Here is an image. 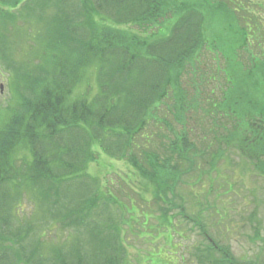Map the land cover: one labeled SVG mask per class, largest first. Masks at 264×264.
Wrapping results in <instances>:
<instances>
[{"label": "trees", "instance_id": "1", "mask_svg": "<svg viewBox=\"0 0 264 264\" xmlns=\"http://www.w3.org/2000/svg\"><path fill=\"white\" fill-rule=\"evenodd\" d=\"M2 3L8 7L0 4L2 26H12L19 17L30 21L31 12L46 17L51 52L44 51L46 46L39 63L21 64L11 72L13 92L7 96V109H0V264H124V229L114 220H100L97 211L102 205L124 207L105 194L97 179H88L85 168L94 158L92 143L141 166L140 172L157 184L161 215L171 221L169 216L180 206L176 198L184 200L180 186L200 182L204 166L213 167L221 159L220 148L207 137H193L189 114L201 96L189 97L183 85L187 68L198 78L203 60L220 65L215 72L225 80L222 99L205 111L217 126V139L225 137L219 135L221 118L241 116L238 94L241 88L246 92V86L254 88V71L264 66V57L250 61L243 56L253 44L248 37L251 25L241 20L232 0ZM18 9L20 14L14 12ZM7 42L10 46L9 38L0 36V52H7ZM70 53L77 55L75 61ZM90 65L97 71L96 88L88 84L78 93ZM171 116L181 127L174 129L173 137L146 134L154 123L174 128ZM227 130L238 134V128ZM152 136L155 148L144 143L141 147L139 139L150 144ZM263 138L255 140L261 149ZM243 144L252 145L247 140ZM15 149L20 154H14ZM24 187L35 210L22 225L15 202ZM40 220L62 228L87 224L78 231L80 239L70 235L74 242L69 245L42 244L37 237L48 231L36 235Z\"/></svg>", "mask_w": 264, "mask_h": 264}, {"label": "rangeland", "instance_id": "2", "mask_svg": "<svg viewBox=\"0 0 264 264\" xmlns=\"http://www.w3.org/2000/svg\"><path fill=\"white\" fill-rule=\"evenodd\" d=\"M4 1L0 0V2ZM239 4L242 7L241 9L248 7L243 0ZM14 12L20 14V9ZM31 13L32 15L30 14V16L32 17H30V21L19 17L18 21L12 26H2L0 23V36L8 38L11 33L15 38L16 42H11L17 45L16 51H11L7 42V55L10 56L11 60L20 63L23 61V64L28 61L29 64L36 65L42 58L44 45H48L50 42V37H48L49 23L43 24L46 21V17H39V13ZM25 14L28 13L25 12ZM215 21L211 20L210 24ZM9 26L11 27L9 28ZM263 26L264 20L262 19L256 23L257 30L253 34V37H255L258 44L261 38L260 30ZM23 29H26L25 33ZM18 32L20 35H23V40L17 42ZM235 36L236 32L234 30V40ZM19 44L24 48L21 49ZM72 45L74 44L72 43ZM70 50L75 52L72 49ZM46 52L50 53L51 49L49 48ZM68 56L75 61L77 55L70 53ZM208 63L209 61L206 60V64ZM94 69L92 65L90 67V74L89 72L84 74L78 93L84 91L88 87V84L95 90ZM187 69L183 85L187 89L189 97L195 100L198 95L201 96L199 99L200 103H194L191 109L189 125L194 127L193 132L196 135L208 134L210 137L212 136L213 140L215 137L217 138L214 135L217 128L212 125L213 123L207 122L211 118L206 114V111L210 110L207 106L211 107L213 102H218L221 99L224 84L217 82L220 76L211 69V66L203 68L204 72L198 78L197 75L191 72L190 68ZM2 72L3 69L0 71V85L3 84V92L0 93V109H7V96L9 90H12L14 83L7 80L8 75L5 72L3 73L6 78L3 77ZM263 76L264 73L259 74V77ZM242 90L243 88H241L238 94L240 97L238 109L243 118L247 106L252 102H256L259 94L256 88L253 87H244L246 92ZM189 104L191 105V103ZM0 115H3L1 110ZM170 120L173 122L174 128H169L162 122L158 124L154 123L149 126L146 134L163 133L167 137H172L174 129L177 131L181 127L172 116ZM144 137L146 136L144 135ZM144 137L139 139V143L142 144L141 147H143L144 143L148 149H154L155 145L153 143H156V138L152 136L150 144H147L145 143L147 139ZM92 144L94 145L92 151L94 158L90 163H87L85 171L88 172L89 178L93 179L95 177L104 186L103 189H106V194L110 191L114 196L119 198L121 204L125 203L128 208L123 210L111 204L109 208H105L102 205L97 210L100 220H109V222L110 220H114L124 229V245L127 248V261L124 264H151L150 256L159 251H164L160 252L161 254H170L171 258L174 256L173 253H176L178 255V259H176L177 263L208 264L210 261L218 262V255L204 248L211 246L208 240H214L212 236L216 238L220 246L225 243L224 240L227 238L226 241L229 244V248H231V256L234 262H237L236 257L244 262L250 260H254L258 264L262 261L264 262V209L260 208L259 212L252 214L253 211H257L253 208L256 200H259V203L264 206V177L258 175L251 168L252 165L248 159L241 156V148L235 145L228 146L227 156L224 159L225 163L221 165L222 172L220 174L204 166L205 171L202 182L205 190L204 188H200L199 194L196 193L197 188L182 183V185L180 184L181 186L179 185L180 192L185 198L184 203L185 207H187V214L195 220L189 219V221H186L187 218L179 215L176 211V213L173 212L172 216L174 217L172 222L166 221L164 216L161 215L163 210L162 203L155 199L157 184L140 172L141 166L138 167L137 164L132 165L128 160L121 158L117 154H104L100 151L97 141ZM21 150L23 151V149ZM14 154H20V152L15 149ZM141 155L137 154L139 157ZM147 172L152 173L149 169ZM212 185L214 190L211 193L208 191V187ZM188 186L195 190L197 195L195 199L193 192ZM229 189L232 192L228 194L226 191ZM29 192V189L24 187L23 193H20L19 199L15 202L19 207L18 209H20L18 218L21 220L22 225L27 223V220H30L35 210V205L30 200L31 198H29ZM218 193L220 194L219 197L215 198ZM225 201L230 202H227L225 206L223 204ZM204 205L208 206L209 209H203ZM203 211L205 212L202 213ZM195 216H200V222L196 221ZM169 220H171L170 217ZM47 222L52 223L51 219H47ZM191 226H194L196 230L192 229ZM36 227V235L40 233V230L44 232L48 231L45 236L43 235L40 238L38 236V240L42 244H49V241H52L55 243L54 245L71 244L73 240L68 239V234L69 231L76 229L73 226L62 228L61 224L49 226L42 220L37 223ZM204 228H206L208 234L204 231L201 234V230ZM78 229L80 231L84 230V228L80 227ZM199 233L201 236H199ZM165 235H172L173 238L171 237L170 240H167ZM204 257L206 258L202 261Z\"/></svg>", "mask_w": 264, "mask_h": 264}]
</instances>
